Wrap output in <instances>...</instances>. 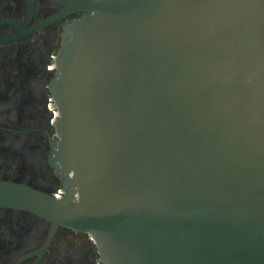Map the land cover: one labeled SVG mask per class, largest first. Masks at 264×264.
Listing matches in <instances>:
<instances>
[{"label":"water","instance_id":"water-1","mask_svg":"<svg viewBox=\"0 0 264 264\" xmlns=\"http://www.w3.org/2000/svg\"><path fill=\"white\" fill-rule=\"evenodd\" d=\"M52 90L55 197L105 264H264V0H88Z\"/></svg>","mask_w":264,"mask_h":264},{"label":"flooded vegetation","instance_id":"flooded-vegetation-1","mask_svg":"<svg viewBox=\"0 0 264 264\" xmlns=\"http://www.w3.org/2000/svg\"><path fill=\"white\" fill-rule=\"evenodd\" d=\"M88 0H0V190L21 185L55 197L58 106L52 90L66 24ZM0 264H105L94 237L0 200Z\"/></svg>","mask_w":264,"mask_h":264}]
</instances>
